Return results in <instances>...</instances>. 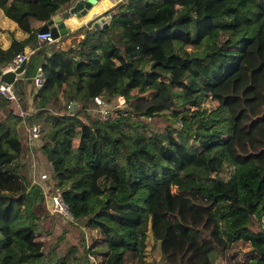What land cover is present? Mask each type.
Here are the masks:
<instances>
[{"label":"trees","instance_id":"trees-1","mask_svg":"<svg viewBox=\"0 0 264 264\" xmlns=\"http://www.w3.org/2000/svg\"><path fill=\"white\" fill-rule=\"evenodd\" d=\"M72 1L0 0L26 35L0 49V71L33 42L43 76L35 113L0 117V264H134L145 216L158 264H264V0L119 1L76 48L36 46ZM40 114L37 150L88 238L81 258L48 260L61 237L35 241L45 195L19 133Z\"/></svg>","mask_w":264,"mask_h":264},{"label":"rangeland","instance_id":"rangeland-1","mask_svg":"<svg viewBox=\"0 0 264 264\" xmlns=\"http://www.w3.org/2000/svg\"><path fill=\"white\" fill-rule=\"evenodd\" d=\"M112 1H115V0H99L94 5L93 10L94 11L101 10L102 8L107 6L108 3H111ZM119 1L123 2L124 0H119ZM0 14L3 15V11L1 8H0ZM99 16L106 17V16H101V15ZM5 21L7 23H10V21L6 18H5ZM89 21L90 20L86 21L84 24H81L80 26L85 25ZM0 27H2L3 29H8V26L6 25L5 26L0 25ZM47 49L50 50V48H45L46 51ZM40 61H41L40 57L37 55H34L27 62L28 65L26 63V66H28V72L24 79L26 83L30 81L33 84V80L36 76L35 67L36 65L40 63ZM24 74H25V71H24ZM0 102L2 103V105L0 106V114H1L0 117L4 115L6 112H8V109L12 110L13 113L15 112L14 100H6L3 96L0 95ZM118 104H121L119 100H118ZM29 106L31 108L29 113L30 114L35 113L36 110L33 109L34 105L31 104ZM57 108L58 107L55 104L50 107V109H52L53 112L58 111ZM206 108L211 109L210 106H206ZM89 109H90L89 114L92 115L93 113L91 112H94L93 106L90 105ZM18 116L21 118H24V117H27V113L26 112L19 113ZM41 120H42L41 114L34 116V117H30L27 123L23 122L25 132L23 128V132L19 133V139L21 140L22 146L24 149L27 178L31 183H38L39 186L42 187V191L44 192V195H45L43 203L40 204V206L36 208V212L39 215L38 227L40 229L39 231L40 233L36 235L35 241L46 243L45 248H47L46 251H48L56 243L55 241L59 237H61L60 240L58 239L59 240L58 246L53 248L54 250H57L58 248L57 252L54 253L52 251L49 255L48 254L46 255V258L48 260H52L56 258L57 256L58 257L62 256L63 258L68 259V258H72L77 255L78 257L81 258L82 252H83V245H86L88 243V238L87 236H85L84 239L81 241L79 231L76 229V225L74 224L72 225V223H70L69 217L68 215L66 216L64 214V211H60V210L54 211V212L52 211L49 198L50 196L56 194L57 192L49 191L50 185L52 183L51 167L49 163L46 161L45 156L37 150L39 137L32 139L31 136H29L26 131L28 128H30V126H37L40 128L39 129V136H40V134L44 132L46 129V127L41 123ZM159 126H161V124H159ZM41 175H45L46 177L41 178ZM52 190L54 189L52 188ZM147 229H148V219L145 216V226L143 225L140 228V232L146 237V241L145 242L143 241V243L139 245V250H138L139 260L137 263H134V264H158L159 262V254H158L157 245L151 238L150 234L146 232ZM141 241H142V237L140 238V242Z\"/></svg>","mask_w":264,"mask_h":264},{"label":"crops","instance_id":"crops-1","mask_svg":"<svg viewBox=\"0 0 264 264\" xmlns=\"http://www.w3.org/2000/svg\"><path fill=\"white\" fill-rule=\"evenodd\" d=\"M76 0H73L71 5L75 2ZM119 0H115L112 1L111 3H108L107 6H105L104 8H102L101 10H93V7L85 14L82 16H79L77 19H75L74 17H70L67 20L63 21V24L65 27L69 28L70 31L68 33H66L65 35H63L64 37L61 38L62 36H60L57 40H54V42L51 44V46L49 47L50 50L53 51H66L68 49H73L76 47L77 43L80 42L81 40V31H80V25L84 24L86 21L91 20L93 18H95L96 16L101 15V13L105 12V10L110 9L114 2H118ZM70 5V6H71ZM69 6V7H70ZM68 7V8H69ZM6 18V17H5ZM4 15L0 14V25L2 26H8V29H3L2 27H0V49H5L10 40L11 39H15V40H22L23 38L26 37L25 34H23L22 32H20L17 27L15 26V24L10 21V23H7L5 21ZM7 19V18H6ZM43 23L40 25L42 26ZM84 26V25H82ZM36 46H38V44L40 45L41 43H38L35 40ZM43 46L45 44H42ZM28 47L33 48L34 47V43L30 42L28 44ZM29 48H25L24 53H33L34 49L30 50ZM39 66L36 65L35 69ZM28 72V71H27ZM26 72V74H27ZM26 74L23 75V78L21 79V81H19V83L16 85V87L14 88V93H15V112L14 114H16L18 116L19 113H24L26 112L27 115L30 114V100L32 95L35 93L36 91V87L30 82L28 81L26 83V81L24 80L26 77ZM19 111V112H18ZM1 115V114H0ZM27 131V130H26Z\"/></svg>","mask_w":264,"mask_h":264},{"label":"water","instance_id":"water-1","mask_svg":"<svg viewBox=\"0 0 264 264\" xmlns=\"http://www.w3.org/2000/svg\"><path fill=\"white\" fill-rule=\"evenodd\" d=\"M99 0H76L68 9L53 16L50 20L46 21L40 26L38 32H48L53 40H57L60 36L65 35L70 31L69 28L63 24L64 20L74 17L77 19L79 16L85 15ZM110 22V16L95 17L91 27L98 29L101 26H107ZM26 62L23 60L19 63L14 71H8L0 74V82L6 85H11L14 89L21 81L24 75Z\"/></svg>","mask_w":264,"mask_h":264},{"label":"built area","instance_id":"built-area-1","mask_svg":"<svg viewBox=\"0 0 264 264\" xmlns=\"http://www.w3.org/2000/svg\"><path fill=\"white\" fill-rule=\"evenodd\" d=\"M68 9V8H67ZM36 41L38 43H44V44H52L54 40L51 38L50 34L48 32H36L35 34ZM30 54L27 53H22V54H17L11 61V63L7 66H5L1 71V73L8 72V71H14L19 63L21 61H27L28 55ZM43 83V76L41 69L39 67L36 68V76L33 80V85L36 88H39L41 84ZM0 95L3 96L6 100H15L16 96L14 93V89L11 87V85H6L4 83L0 82ZM120 103H123L122 98H118ZM107 102V97L105 95L101 96H96L93 98V109L96 111V107L102 106ZM99 114L102 118L105 117L106 113L103 109H99ZM27 133L29 136H31L32 139L37 138L39 136V127L37 126H30V128L27 129ZM41 178H44V175H41ZM50 201V206L52 207V211H64V214L67 216V211L65 206L63 205L60 197L57 194H54L50 196L49 198Z\"/></svg>","mask_w":264,"mask_h":264}]
</instances>
